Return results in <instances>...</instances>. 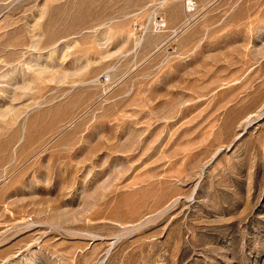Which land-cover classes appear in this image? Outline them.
Segmentation results:
<instances>
[{
    "label": "rangeland",
    "instance_id": "1",
    "mask_svg": "<svg viewBox=\"0 0 264 264\" xmlns=\"http://www.w3.org/2000/svg\"><path fill=\"white\" fill-rule=\"evenodd\" d=\"M0 264H264V0H0Z\"/></svg>",
    "mask_w": 264,
    "mask_h": 264
}]
</instances>
